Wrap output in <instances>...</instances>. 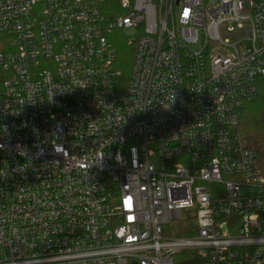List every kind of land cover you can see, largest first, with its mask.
<instances>
[{"label": "built area", "instance_id": "obj_1", "mask_svg": "<svg viewBox=\"0 0 264 264\" xmlns=\"http://www.w3.org/2000/svg\"><path fill=\"white\" fill-rule=\"evenodd\" d=\"M260 87L263 1L0 0V264H264Z\"/></svg>", "mask_w": 264, "mask_h": 264}, {"label": "trees", "instance_id": "obj_2", "mask_svg": "<svg viewBox=\"0 0 264 264\" xmlns=\"http://www.w3.org/2000/svg\"><path fill=\"white\" fill-rule=\"evenodd\" d=\"M255 1L264 2V0ZM120 38V43L118 41L113 44L117 50L116 67L121 71L123 79L126 80L131 69L134 46L128 45L124 36L120 35ZM239 126L244 146L256 151L257 164L264 169V94L262 90H258L254 97L243 100L239 110ZM172 224L175 229L170 232L171 235H192V232L186 228L188 224L193 226L192 220L174 221Z\"/></svg>", "mask_w": 264, "mask_h": 264}, {"label": "rangeland", "instance_id": "obj_3", "mask_svg": "<svg viewBox=\"0 0 264 264\" xmlns=\"http://www.w3.org/2000/svg\"><path fill=\"white\" fill-rule=\"evenodd\" d=\"M221 36H222V38H227L228 40H229V42H232L237 36H238V32L235 30V31H233V32H221ZM119 41V43L121 42V38H119V39H114V41H113V44H114V42H118ZM131 60V59H130ZM130 63L128 62V65H129ZM130 68H131V66H130ZM263 88L262 87H260V91L262 90ZM174 221H172V223H173ZM169 224L168 225V228H170V229H172V230H174L175 229V226L173 225V224ZM189 227H190V224H188L187 226H186V228L187 229H189ZM169 235H171V233H168ZM183 255H186V252H183V253H180V254H177L176 256H175V259L176 260H178L180 257H182Z\"/></svg>", "mask_w": 264, "mask_h": 264}]
</instances>
